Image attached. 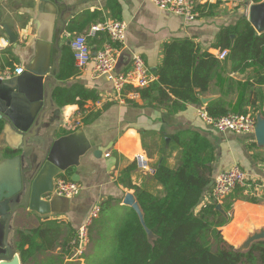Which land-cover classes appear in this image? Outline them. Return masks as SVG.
<instances>
[{"label": "crops", "instance_id": "obj_1", "mask_svg": "<svg viewBox=\"0 0 264 264\" xmlns=\"http://www.w3.org/2000/svg\"><path fill=\"white\" fill-rule=\"evenodd\" d=\"M192 1L195 7L204 4L219 5L212 15L200 13L194 20H186L182 15L160 9L150 0H0V78L6 68L15 67L23 68L21 74L30 70L45 73L46 77L51 75L52 78V73L56 71L55 56L58 54V48L55 47L54 41L57 37L60 36L64 40L60 46L61 57L66 48L72 50L68 40L78 34L88 35L95 54L108 43V33L100 30L89 35L91 27L112 20H122L127 23L128 29L126 44L118 59L117 71H126L131 67L133 57L141 55L155 82L158 79L156 72L163 61L166 42L189 37L214 54L218 49L213 47V43L216 42L221 28L234 25L242 13H247L249 7L244 0ZM7 31L16 36L15 43L10 42ZM229 68L230 64L226 63V71H220L209 90L201 95L200 103L189 104L177 112L163 110L155 103L150 105L141 95L133 99L134 103L128 102L131 98H127L125 103L119 102L117 98L112 97V83L104 76H96L93 73V63L87 70H80L76 78L61 80V87H71L79 83L86 88L96 89L100 97L98 100L88 99L83 109L78 104L60 106L56 103L62 112L61 127L56 137L84 128V132L79 133L76 138L77 142H84L90 136L94 144L92 150L82 159L80 167L70 170V176L78 172L77 182L82 183L84 189L80 195L73 197L74 208L65 214L41 215L30 209H20L14 218L16 245L19 239L18 231L31 230L42 221L50 219L64 223V238L70 232L68 223L77 232L90 207L109 196L121 200L118 207H129L124 205L123 201L126 194H134V190L119 183L118 179L122 170L132 163L136 165V170L131 173L133 184H147L155 191L161 188L159 185L154 186L151 178L157 161L166 156L169 165L178 163L179 149L171 146L169 135L190 130L199 132L213 143L215 176L220 171L238 164L248 174L250 184L255 185L254 191L249 192L251 189L247 188L244 194L254 195L253 192H256L257 196L264 197L261 187L264 185V145L258 144L255 131L220 132L208 126L198 113L200 108L207 109L208 105L218 101L229 110H238L243 97L255 93L253 91L258 92L257 102L264 111V72L257 73L253 68L244 72H233L228 71ZM5 86L7 85H0V89ZM14 89V86L3 88L0 95L9 94L7 106L18 115H26L31 109L29 98L26 94L13 95ZM127 89L130 90L131 87L128 86ZM255 96L252 95V99ZM262 100L263 103H260ZM245 109L256 115L253 104H249ZM97 111H101L99 116L90 123H83L84 117ZM1 115L0 112V122L3 125L0 132V162L7 157L6 151L10 146L19 140V134L13 124L6 116ZM75 122L78 126L69 132H61L63 127ZM164 139L171 149L161 156L160 147L163 146ZM96 149L101 150L100 156L94 155ZM140 152L147 155L151 171L141 169L137 165L135 156ZM66 174L61 175L71 179ZM51 194L54 193L51 192L48 197ZM220 229L229 244L236 249L248 250L249 248H242L247 238L264 229V198L260 203L236 200L233 204L232 220ZM18 252L21 253L20 249ZM71 255L72 253L58 246L54 250L35 253L25 264H73L80 260ZM22 263L24 264L23 259Z\"/></svg>", "mask_w": 264, "mask_h": 264}, {"label": "trees", "instance_id": "obj_2", "mask_svg": "<svg viewBox=\"0 0 264 264\" xmlns=\"http://www.w3.org/2000/svg\"><path fill=\"white\" fill-rule=\"evenodd\" d=\"M261 1L264 0H244L247 5ZM218 5H197L196 11L198 15H212ZM107 42L111 43L109 34ZM213 47L227 49L228 56L220 60L189 37L166 42L163 61L156 72L158 79L150 87L139 90L141 98L150 105L155 103L163 110L177 112L189 104L200 103L201 95L209 90L220 71H226V63L230 64L228 71L244 72L253 68L257 73L264 72V32H257L245 13L234 25L221 28ZM65 50L59 79L69 81L76 78L80 70L75 65L73 51ZM253 92L256 96L255 93L244 96L238 110H229L219 101L208 105L207 109L210 114L219 116L229 112L244 113L247 111L245 107L253 104L257 117L264 111L257 102L258 92ZM252 95L255 98L252 99ZM54 98L60 106L78 104L83 109L88 99L98 100L100 97L96 89L76 83L71 87H56ZM128 102L134 103L133 99ZM100 113L92 112L83 118V123H90ZM76 125V122L67 125L61 132H69ZM2 127L0 122V132ZM169 136L171 146L179 149L178 163L169 165L168 158L162 156L171 149L164 139L160 147L162 157L151 176L154 186L161 188L155 191L147 184H133L131 173L136 170L133 163L122 170L118 179L119 183L134 190L145 223L133 208L125 206L111 253L98 255L91 263L87 260V264H264V240L255 241L246 251L240 250L224 239L220 229L232 220L236 200L260 203L264 197L257 196L256 192L254 195L244 194L247 188L251 189L249 192L254 191V184L237 186L222 202V211L219 210V202L213 196L216 178L213 143L193 130ZM144 145L147 149L145 142ZM66 175L70 177V172ZM120 202L112 196L101 201V215L118 207ZM67 225L70 232L65 238L66 226L57 219L42 221L28 231H18L17 248L24 264L35 253L54 250L58 246L73 254L77 232L71 224ZM148 230L153 237L149 236ZM26 245L30 250L24 248Z\"/></svg>", "mask_w": 264, "mask_h": 264}, {"label": "water", "instance_id": "obj_3", "mask_svg": "<svg viewBox=\"0 0 264 264\" xmlns=\"http://www.w3.org/2000/svg\"><path fill=\"white\" fill-rule=\"evenodd\" d=\"M246 15L257 32H264V1L250 3ZM7 34L10 42L15 43L16 36L10 31ZM54 43L58 54L52 78L51 75L46 77L45 73L30 70L24 74H21L22 71L21 75L17 74L9 80L0 78V85H7L3 88L15 87L13 95L26 94L31 106L26 115H18L7 106L9 94L0 95L1 116H6L19 134V140L10 146L6 151L7 157L0 162V264H23L14 240V218L20 209L48 215L65 214L74 208L73 198L48 195L54 192L55 177L80 167L82 159L94 147L90 136L84 142H77L76 138L84 132V128L56 137L61 127L62 112L60 107L57 108L54 91L56 87L63 86L59 74L62 59L60 46L64 40L59 36ZM255 135L258 144L264 145V117L260 113L256 117ZM101 153L100 149H96L94 155L100 156ZM70 178L78 181V172ZM262 188L264 190V185ZM34 197L37 202L32 205ZM123 204L133 208L145 223L143 210L133 193L126 194ZM217 208L222 211V204L219 203ZM148 233L153 237L150 230ZM259 240H264V229L251 234L242 248L248 249Z\"/></svg>", "mask_w": 264, "mask_h": 264}, {"label": "built area", "instance_id": "obj_4", "mask_svg": "<svg viewBox=\"0 0 264 264\" xmlns=\"http://www.w3.org/2000/svg\"><path fill=\"white\" fill-rule=\"evenodd\" d=\"M150 1L162 10L182 15L186 20H194L198 17V12L192 0ZM221 1L230 2V0ZM127 29V23L122 20H112L105 24L92 26L89 35L104 30L109 34L111 40V43H106L95 54L90 46L87 34H78L70 39V46L74 53L77 68L84 71L93 63V73L96 76H104L112 83L114 90L112 97L117 98L121 103H125L127 98H139L141 95L139 90L148 87L154 80L153 75L148 71L141 55L133 57L129 69L123 72L117 71L120 53L126 44ZM228 54L229 51L227 49H218L214 53L220 60H224ZM22 71V67L6 68L1 78L9 80ZM128 86L131 87L130 90L127 89ZM198 113L208 126L220 132L249 133L255 131L256 115L250 111L244 113L229 112L224 115L215 116L210 114L206 108L202 107L198 110ZM135 161L141 169L151 171L149 159L145 152L136 154ZM63 175L60 174L56 177L53 193L68 198L80 195L84 189V185ZM249 184V177L246 171L240 165L235 164L218 173L215 178L213 196L219 203H222L237 186H246ZM100 213L101 203H95L90 207L73 241L72 257L81 259L86 253L91 243L90 225L99 217ZM24 248L28 249L29 245H26Z\"/></svg>", "mask_w": 264, "mask_h": 264}, {"label": "rangeland", "instance_id": "obj_5", "mask_svg": "<svg viewBox=\"0 0 264 264\" xmlns=\"http://www.w3.org/2000/svg\"><path fill=\"white\" fill-rule=\"evenodd\" d=\"M36 202L37 200L34 197L31 201V204L35 205ZM123 214L124 208L122 207H115L112 210L109 209L102 215L100 214L101 216L99 218H96L90 225L89 230L91 236V243L88 246L86 253L79 261L73 264H87V259L91 263L92 260L94 262L97 259L98 255L105 256L107 254H110L113 249L112 247L115 246L116 243V240H114L115 234L117 228L121 224Z\"/></svg>", "mask_w": 264, "mask_h": 264}]
</instances>
